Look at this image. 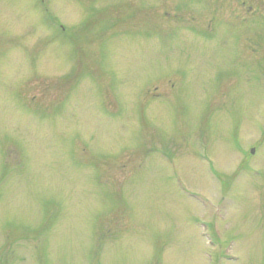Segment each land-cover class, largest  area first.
I'll return each mask as SVG.
<instances>
[{
    "label": "rangeland",
    "instance_id": "1",
    "mask_svg": "<svg viewBox=\"0 0 264 264\" xmlns=\"http://www.w3.org/2000/svg\"><path fill=\"white\" fill-rule=\"evenodd\" d=\"M0 264H264V0H0Z\"/></svg>",
    "mask_w": 264,
    "mask_h": 264
},
{
    "label": "water",
    "instance_id": "2",
    "mask_svg": "<svg viewBox=\"0 0 264 264\" xmlns=\"http://www.w3.org/2000/svg\"><path fill=\"white\" fill-rule=\"evenodd\" d=\"M253 152H254V149L252 148V149H251V153H253Z\"/></svg>",
    "mask_w": 264,
    "mask_h": 264
}]
</instances>
